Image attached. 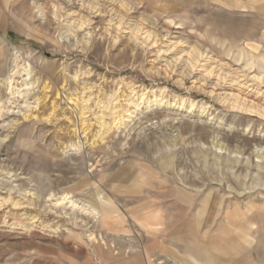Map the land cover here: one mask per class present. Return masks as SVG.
<instances>
[{"label": "clouds", "instance_id": "9594fccd", "mask_svg": "<svg viewBox=\"0 0 264 264\" xmlns=\"http://www.w3.org/2000/svg\"><path fill=\"white\" fill-rule=\"evenodd\" d=\"M0 264H264V0H0Z\"/></svg>", "mask_w": 264, "mask_h": 264}]
</instances>
